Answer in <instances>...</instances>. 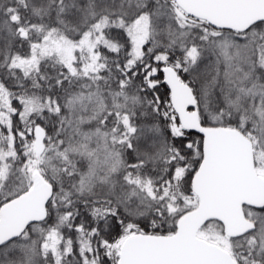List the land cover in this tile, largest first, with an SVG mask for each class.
I'll list each match as a JSON object with an SVG mask.
<instances>
[{"label":"snow or ice","instance_id":"1","mask_svg":"<svg viewBox=\"0 0 264 264\" xmlns=\"http://www.w3.org/2000/svg\"><path fill=\"white\" fill-rule=\"evenodd\" d=\"M0 264H264V0H0Z\"/></svg>","mask_w":264,"mask_h":264}]
</instances>
